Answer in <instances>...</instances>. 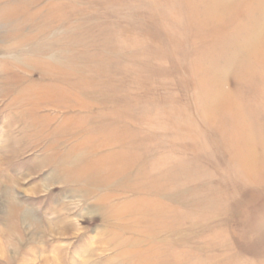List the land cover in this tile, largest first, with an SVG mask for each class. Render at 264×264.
<instances>
[{
  "label": "rangeland",
  "instance_id": "374dc122",
  "mask_svg": "<svg viewBox=\"0 0 264 264\" xmlns=\"http://www.w3.org/2000/svg\"><path fill=\"white\" fill-rule=\"evenodd\" d=\"M0 264H264V0H0Z\"/></svg>",
  "mask_w": 264,
  "mask_h": 264
}]
</instances>
